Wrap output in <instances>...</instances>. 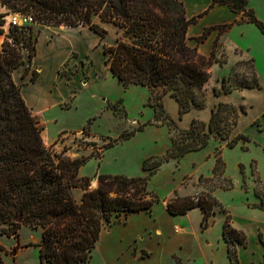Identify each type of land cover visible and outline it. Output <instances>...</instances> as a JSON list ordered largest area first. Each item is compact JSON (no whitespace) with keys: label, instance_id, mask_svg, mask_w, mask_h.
<instances>
[{"label":"trees","instance_id":"16d2710c","mask_svg":"<svg viewBox=\"0 0 264 264\" xmlns=\"http://www.w3.org/2000/svg\"><path fill=\"white\" fill-rule=\"evenodd\" d=\"M246 2L210 0L209 6L226 4L231 11L241 13V19L255 22L264 31V21L246 7ZM0 5L32 16L30 22L10 24L7 38L0 46V233L15 232L21 223L40 228L37 245L41 263L78 264L91 256L105 225L131 211L150 210L161 199L148 185L151 175L171 158L178 160L187 151L204 147L209 132L216 129L220 113L235 112L236 108L219 101L207 122L192 118L187 129L176 127L169 117L167 121L162 120L171 132V143L163 152L143 158L141 168L145 173H96V184L90 186L91 176L79 173L87 157H71L64 153L66 148L57 150L53 143L43 141L42 127L21 93V84L13 78V70L24 62L22 47L27 48L29 62L36 53L38 33L33 34L30 23L74 27L88 24L101 37L106 30L95 17L116 25L121 34L112 44L102 43L104 63L123 85L134 83L148 88L147 103L153 107L155 116L163 113L164 94L177 101L179 115L192 107L204 106L208 69L217 61L214 46L205 55L196 45L188 43V26L195 16L186 15L183 0H0ZM3 14L0 12V23L4 22ZM204 36L199 35L198 41ZM247 61L253 66L252 58ZM27 71L28 67L22 76ZM36 75L33 69L30 79ZM254 85H258V80L253 71L249 80L231 84L226 90ZM140 129L142 125L121 132L120 137L128 138ZM240 138L248 139L242 134ZM235 143L236 139L232 138L229 145ZM224 169L225 161L217 155L212 172L222 174ZM223 177L227 180L224 188L231 187V178ZM76 187L82 190L79 197L73 193ZM166 202L171 213H182L199 205L203 210V228L209 224L216 206L223 209L210 189L185 195L174 189ZM259 206L264 209L262 197ZM223 210L226 214L222 236L227 243L230 264H238L237 252L235 256L231 254V243L241 241L245 234L232 225L230 213ZM18 214L21 220L16 219ZM3 250L0 243V264H5ZM173 258L175 264H183L179 255L173 254Z\"/></svg>","mask_w":264,"mask_h":264},{"label":"rangeland","instance_id":"374dc122","mask_svg":"<svg viewBox=\"0 0 264 264\" xmlns=\"http://www.w3.org/2000/svg\"><path fill=\"white\" fill-rule=\"evenodd\" d=\"M246 7H250L256 17L264 21V0H247ZM209 10L210 8L194 15L195 20L189 24L187 32L190 35L189 28L193 26L196 32L190 35L192 39H188V43L196 44L198 50L206 55L214 46V58L217 61L208 69L209 76L204 85V106L192 107L181 115L178 113L177 101L169 94H164L163 113L155 116L153 107L147 103L148 96L144 99L141 96L144 86H125L113 74H106L107 66L102 58V50L94 47L88 53L79 51L87 48L92 40L93 46L98 43L101 46L102 43H114L116 37L121 34V29L116 25L95 17L106 30L101 37L100 32H95L88 24L75 27L59 24L60 28L67 27L57 37V48L60 47L63 51L61 55L59 50H48L41 41L43 29L50 31V35L54 34V31L46 28L53 25L47 26L36 21L30 23L33 34L38 33L37 64L43 66L44 72H47L48 63L54 64L56 81L67 83L69 90L66 94L62 88H58L55 97L59 98V102L36 112L31 109L32 113L42 127L41 136L46 144L53 143L57 150L66 148L64 153L71 157H87L80 166L79 173L91 176L90 185L96 183V173H145L141 168L143 158L149 154L163 152L171 143V132L166 123H161L162 120L167 121L169 117L176 127L187 129L192 118L207 122L212 108L222 101L234 105L236 111L223 110L220 113L215 122L216 129L209 132L208 143L204 147L210 150L209 154L213 156L214 162L216 156L221 155L225 161L224 172L213 174L211 171L207 176L209 178L204 175L187 176L179 186L180 191L191 192L199 188L210 189L213 193L215 188L226 186L227 180L223 177L225 176L232 180V186L224 189L221 195L227 204L235 202L232 196L240 200L243 191L245 195H255L257 202L253 204L261 208V197L264 200V31L255 22L241 19V13L229 10L209 17ZM0 12L4 13V22L0 23L3 28L0 33L1 46L11 28V16L26 12L13 11L4 5H0ZM186 15L190 17L187 13ZM199 35H205L201 42L197 39ZM50 38L51 36H48L46 40ZM69 47L70 50L64 54ZM22 51L26 56L27 48L22 47ZM249 58H252L253 66L247 61ZM26 61L31 64V61L24 58L25 63ZM253 71L258 85L226 90L231 84L249 80ZM138 125H142V129L136 130L132 136L120 137L121 132H127ZM241 134L246 135L248 139L242 141ZM232 138L236 139V143L230 146ZM109 143L112 144L108 145ZM217 146L220 151H217ZM184 168L183 158L163 164L151 175L149 187L161 198L164 197L166 181L174 176L177 178ZM73 193L78 197L81 190L78 187L73 188ZM221 206L226 209L222 204ZM159 207L160 203L152 210V216L142 213L137 215L131 211L121 215L112 224L105 225L91 256L78 264H164L168 259L167 264H175L173 254H178L175 249L169 251V248L176 235L175 232L172 234L173 225H170ZM216 208L223 210L219 206ZM223 212L225 213L224 210ZM178 223L181 224L180 221ZM156 226L161 228L160 234L153 232ZM178 227L180 225H174V229ZM138 234H144V237ZM244 234L245 238L241 241L231 243L232 256H235L236 252L238 255L239 246H245L249 242L247 233ZM40 237V228H33L26 223H21L15 232L0 233V243L4 247V263L50 264L40 262L37 245ZM250 244V250H260L259 258L251 264H264V230L259 229ZM13 247H16L15 252ZM190 252L191 248L185 247L181 249L180 255L186 256ZM182 262L207 264L200 257Z\"/></svg>","mask_w":264,"mask_h":264},{"label":"crops","instance_id":"0c3cea01","mask_svg":"<svg viewBox=\"0 0 264 264\" xmlns=\"http://www.w3.org/2000/svg\"><path fill=\"white\" fill-rule=\"evenodd\" d=\"M183 2L185 5L186 13L189 16H194L197 13L204 12L208 8H210V10L207 13V16L209 17L211 15L217 14L218 12L226 13L227 11L229 12L230 10L226 4L214 3L213 5L209 6L210 0H183ZM46 28H50L51 32L54 31V34L50 35L49 33L50 31L43 29V35L41 37L43 46L45 45V47L52 52L54 51L56 52V50L61 51L62 49L60 47L57 48V37L60 36L67 27L60 28L58 26H51ZM189 32L191 33L190 35H192L194 32H196V28L194 26L189 28ZM190 35H188L189 36L188 39H192ZM48 36H51V38L46 40ZM92 41H90V44L88 45L87 48L79 51L88 53L89 51H92L94 47H97V50L99 49L102 50L103 53L102 58L104 59L105 53L103 52L102 46L99 43L93 46L94 44H92ZM71 47L67 48L64 54H66ZM62 52L63 51H61L60 53L61 55H63ZM24 58L26 59L27 56L24 55ZM37 62H38L37 54L35 53V55L31 59V64L28 63V61H26V63L23 62L12 72L14 80L21 84V93L26 103L35 112L39 111L41 108L48 107L49 105L60 101L59 98L55 97L58 88H62L66 94L69 92L67 83H65L62 80L56 81L57 72L54 64L49 65L47 61L48 63L47 72H44L45 69L43 68V66L38 65ZM106 66H107L106 74H110V73L112 74L108 64H106ZM27 67H28V71L24 74V76H22L23 71ZM33 69L37 71V75L33 80H31L30 74ZM132 85L136 86L139 84L132 83ZM142 86H144L145 88V89L143 88L141 89V96L144 99L145 97L148 96L149 90L145 85ZM38 104L40 105L37 106ZM205 147L196 150L187 151L180 158V159L183 158V160L185 161V168L182 171H180L177 178H175L174 176V178L172 177L169 181H166L167 185L165 187V192H164L165 196L162 197L159 201L155 202L154 203L155 206L152 205V208L148 211L139 210L132 212H134V214L137 215L142 213V214H146V216L148 215L152 216V210L154 209V207L157 206V204L160 203L159 209L162 211L163 216H165L166 219L170 222V225H173V227L171 226V230L172 229L174 230L172 231V234L173 232H175L174 234L176 235V237L172 241V244L170 245L169 251L175 249L177 254L182 258V260L185 261L186 260L190 261V259H195L197 257H200L207 264H230V260L227 253V243L222 236L223 221L226 212L224 213L223 210L215 208V211L210 216L209 224L203 228L201 226V218L203 215V210L199 205L192 206L182 213H171L167 208V202H166L167 198L173 193L174 189H176L178 193L181 195L193 194L201 190L197 188V190L191 192H181L179 186L183 183L185 177L187 176L190 177L191 175L194 177H198L200 175L208 176L211 174L214 165V159L213 156L209 154L210 150L206 149ZM180 159L178 160L170 159L164 162L163 164L168 163L169 161L172 160L180 161ZM163 164L161 166H163ZM261 174L263 175L262 170H261ZM92 184L95 185L96 183H92ZM224 189L226 188L217 187L215 188L212 194L226 208L225 210L228 213H230L232 225L247 233V238L249 242L245 246L242 245L238 247L239 264H251L253 260L258 259L260 256L259 249L255 251H253L252 249L250 250L251 248L250 243L251 241H254L255 235H257L259 229L264 230V209L259 208L258 206H255L253 204L254 202H257V198L255 195L251 197L249 194L245 195L243 191H242L243 197L240 198V200H237L235 196L234 197L232 196L231 198L234 199L235 202H233L232 204H227L225 198H222L221 196L222 193H224L223 192ZM177 221L178 222L180 221L181 224L178 223ZM176 224L180 225L178 229H174V225ZM153 232L155 234H160L161 228L156 226ZM150 234L151 233H149V235ZM138 235H142V238L144 237V234H138ZM185 247H190L191 252L186 256H181L180 255L181 249ZM169 251H168V257H169ZM168 262L169 259L164 264H167Z\"/></svg>","mask_w":264,"mask_h":264},{"label":"built area","instance_id":"2783aa9c","mask_svg":"<svg viewBox=\"0 0 264 264\" xmlns=\"http://www.w3.org/2000/svg\"><path fill=\"white\" fill-rule=\"evenodd\" d=\"M32 20V16L30 14H13L10 18V24H22L26 22H30Z\"/></svg>","mask_w":264,"mask_h":264},{"label":"water","instance_id":"95a60500","mask_svg":"<svg viewBox=\"0 0 264 264\" xmlns=\"http://www.w3.org/2000/svg\"><path fill=\"white\" fill-rule=\"evenodd\" d=\"M90 186H92V185H90ZM16 219H17V220H21V217H20L19 214L17 215ZM15 248H16V247H13V252H15Z\"/></svg>","mask_w":264,"mask_h":264}]
</instances>
